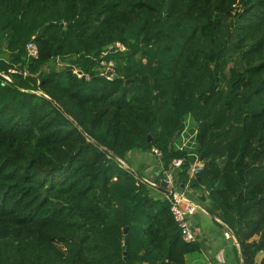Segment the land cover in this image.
<instances>
[{"label": "trees", "instance_id": "16d2710c", "mask_svg": "<svg viewBox=\"0 0 264 264\" xmlns=\"http://www.w3.org/2000/svg\"><path fill=\"white\" fill-rule=\"evenodd\" d=\"M225 17L243 69H230L234 95L223 98L218 84L233 58L195 40L215 44ZM95 20L99 34H87L82 25ZM156 25L179 32L177 55L202 70L200 85L208 80L194 99L204 116L191 120L198 132L186 150L178 144L192 95L180 81L171 87L175 68L163 62L172 56L133 78L123 64L128 28L138 26L148 45L160 37ZM70 32L74 49L64 40ZM32 39L39 56L27 62ZM116 40L128 50L110 55L117 77L107 78L100 54ZM0 47L9 53L0 69L31 73L0 83V264H208L195 259L202 244L184 239L166 188L143 182L149 166L126 157L153 148L166 168L184 159L176 178L185 185L196 157L204 162L191 185L207 183L209 212L224 223L215 224L239 241L226 263L264 264V0H0ZM58 56L69 65L58 66ZM244 89L257 101L248 110Z\"/></svg>", "mask_w": 264, "mask_h": 264}, {"label": "rangeland", "instance_id": "374dc122", "mask_svg": "<svg viewBox=\"0 0 264 264\" xmlns=\"http://www.w3.org/2000/svg\"><path fill=\"white\" fill-rule=\"evenodd\" d=\"M62 9H63L62 6L59 9H54V12L51 13L50 16H53V18H55L58 14L57 11L62 10ZM229 20L230 19L228 17H225L224 30L221 33L219 40L215 44H210L206 39H203L200 36H198V38L195 40V46H200L201 48H205L208 51L223 50V52H221L222 54L226 55L228 58H233L232 60L228 62L226 68L224 69V73L226 77H223L221 75L220 82L218 84V89L222 93L223 98L227 95L228 96L234 95L233 93L230 94L231 86H232L230 69L231 68H235L237 70L243 69L242 63L239 61L238 56L236 54L231 53L230 51L233 43L236 41V36H235V32L231 33V30L235 27H231L230 25H228ZM82 28L87 30V34H99L98 31L101 30L99 21H96V20L93 21L90 27H87V25H82ZM160 30H161V33H160V37L158 41L146 45L145 42L143 41V35L139 33L138 26H130L126 33L128 41L130 43V47H129L130 54L126 57L128 59L123 61V64L126 66L128 71L130 72L129 73L130 76H132L133 78L135 76V73H137V71H139L140 73L139 76H142L144 75V73L149 72L151 69L157 68L159 66V63H161L160 60H163L162 59L163 56H167V55L172 56L171 59H166L167 61L163 62V63H168L169 66H172V69L175 68V75L172 80L171 87H174L173 85L174 84L176 85V83L180 81L181 83L187 86L186 88L187 94L192 95V101L188 107V114L190 113L191 116H188L190 118H188L187 121L183 125L185 126L184 128L186 129V134L188 137V136H191L194 132V130L193 131L190 130V128L192 127L190 123L191 120L193 119L195 120V122H198L200 120L199 122H201V120L203 119L204 112L195 107L194 99L198 95L197 94L198 87L202 88L203 86H205L208 83V80L206 79L203 82V84L200 85L201 78H197V75L199 73H202V70L195 71L193 68H190V69L188 68V63L185 61L186 53H184L182 56L177 55V52H179V49H178L179 48L178 47L179 32H175V31L173 32L171 28H167L165 26L163 27L160 25H156L153 29V32L155 33ZM92 37H96V36H92ZM64 40L68 42V44L70 45V48L72 49L76 48V36L74 34H71V32L68 33V37L64 38ZM77 51L81 52V48L77 49ZM2 55H5L7 58H9L8 56L9 53L4 47H0V56ZM62 58L63 57H61V59ZM208 67H211V65H208ZM251 92L252 90H248V89L243 90L241 104L244 110L251 109L252 104L257 105V101L254 98L250 99L249 101L246 100V98H249L251 96L250 95ZM162 109H164V107H162ZM194 128L197 129L196 126ZM195 137L196 136L192 138L191 146L194 145ZM180 138H181V133H180ZM178 142L179 140H177V143ZM153 153H154L153 151L152 152L150 151L145 155L141 154L140 152L128 153L126 157L133 162V166L135 168L139 162H141V164L147 167L149 166L147 169L148 174L145 178L151 179L153 181H157L158 179L162 178L163 174H165L164 170L166 169L170 170L171 168L170 166L166 168L168 164H166L165 161L162 160L159 155L155 153L153 155ZM173 172L177 174V170H173ZM193 180L194 179H192L190 183L188 182L189 192L187 196L192 197L193 199H198L202 203L204 210L208 213V215L212 217L211 218L210 216L206 214L200 213L197 224H200V226H203V227L209 226V228L211 227L210 225H213L215 222L224 224L216 215L209 212L212 206H211V201L206 198V193L209 190L207 183L204 182V185H202L201 189H195L191 185ZM180 181L177 183L176 189L181 192L182 184L184 183H181ZM190 191H192V193ZM153 193L155 192L153 191ZM203 197H205V199H203ZM126 236H128V234L125 233L124 241H123L124 243H125ZM225 240H226L225 238L221 239L222 242Z\"/></svg>", "mask_w": 264, "mask_h": 264}, {"label": "built area", "instance_id": "2783aa9c", "mask_svg": "<svg viewBox=\"0 0 264 264\" xmlns=\"http://www.w3.org/2000/svg\"><path fill=\"white\" fill-rule=\"evenodd\" d=\"M35 36H33L34 38ZM128 50V47L125 43L122 41L116 40L110 44H108L100 54L99 59V65L98 69L100 73L107 78H113V76L116 74V63L113 59L110 58V55L118 52H125ZM26 57L27 62L31 61L33 58H38L39 56V49L36 44V42L32 39L30 40L26 45ZM91 58L97 60V58L93 55H89ZM56 63L59 66H66L69 65L65 60L61 59L60 56L56 58ZM74 71H78L80 69L74 68ZM22 74L24 77H28L31 73L29 72V69L27 65L23 68H19L17 64L9 65L6 70L0 69V83L2 86H7L14 83V74ZM82 74H84L82 72ZM82 74H78L80 77ZM38 93H43L42 91H38ZM198 130L196 129L195 132L187 137L186 129L184 128L181 132V141L178 144L179 150H186L190 147L192 143V138L197 135ZM152 151L162 156V152H160L157 148H153ZM184 163L183 158H174L171 161L170 164V171L167 173L165 172V177L161 180L165 179L169 182V186L165 189V197L169 202L171 203V210L172 213L178 222L180 228L182 229L183 237L186 241L193 242L196 240H199V230L197 228L196 215L198 214V211L203 209L200 204L193 200L185 197V194H180L177 192L176 188L174 189V186L177 185L178 179L176 178L175 173L173 170H178V168H181ZM204 168V164L202 161L199 160L198 157H196V160L192 164L189 172V180L195 179L198 177V172L202 171ZM143 182L150 184L153 187H158L160 185V181H153L148 178H143ZM177 180V181H176ZM189 183L187 186H189ZM186 186V185H185ZM174 191V192H172ZM209 193L207 192L206 195ZM224 236L226 239H233L234 240V233L231 229L228 227L224 230ZM235 241V240H234ZM216 258L220 259L222 262H226V257L223 253L216 254Z\"/></svg>", "mask_w": 264, "mask_h": 264}, {"label": "crops", "instance_id": "0c3cea01", "mask_svg": "<svg viewBox=\"0 0 264 264\" xmlns=\"http://www.w3.org/2000/svg\"><path fill=\"white\" fill-rule=\"evenodd\" d=\"M1 57L4 60H6L5 55H2ZM169 171L170 170H164V173L165 172L168 173ZM164 177H165V174L163 175L162 178H164ZM162 178H160V180ZM175 188H176V185L174 186V189ZM188 189H189V186H187V185L183 186L182 185V191L181 192L177 189L176 190L181 195L185 194V197H186L188 192H189ZM190 192L192 193V191H190ZM164 195H165V190H164ZM187 197L190 199H193L192 197H189V196H187ZM193 200L197 201L200 204V206H202V203L198 199H193ZM200 213L208 215V213L204 210V208L199 210L198 214L196 215V220H195L196 223H198ZM208 216H210V215H208ZM210 226L211 227L209 228V226L203 227V226H200V224H197V228L199 230V233H198L199 234V241L202 244V251L197 257H195V259L206 260L208 262V264H227L226 262H222L220 259H217L216 254L223 253L225 257L226 256L227 257L228 256L236 257L235 251L233 250V244H235L236 246L238 244H236L234 240H233V243H231L230 240H228L226 238H225L226 240L222 242L221 239H224V237L221 234L222 229L218 225H216L215 223L213 225H210Z\"/></svg>", "mask_w": 264, "mask_h": 264}, {"label": "water", "instance_id": "95a60500", "mask_svg": "<svg viewBox=\"0 0 264 264\" xmlns=\"http://www.w3.org/2000/svg\"><path fill=\"white\" fill-rule=\"evenodd\" d=\"M5 61V60H4ZM5 62H7V61H5ZM74 72H76V71H74L73 69H71L70 70V73H74ZM77 74H82V71L81 70H78L77 72H76ZM81 77L82 78H86V75L85 74H82L81 75ZM117 77V75L115 74L114 76H113V78H116ZM129 81H132V80H127V82H129ZM149 141H151V135H149ZM201 176H202V171H199L198 172V178H199V180L201 179ZM177 181V180H176ZM160 184L164 187V188H167L168 186H169V182L167 181V180H165V179H163V180H161L160 181ZM183 186L185 185V184H182ZM172 192H174V191H172ZM127 232H128V228L126 227L125 228V233L127 234ZM234 240H235V243L236 244H238L239 245V241H238V239L236 238V236L234 235ZM125 254L127 253V246H128V244H129V238H128V236H126V238H125Z\"/></svg>", "mask_w": 264, "mask_h": 264}]
</instances>
